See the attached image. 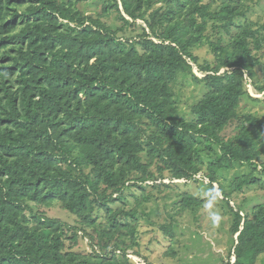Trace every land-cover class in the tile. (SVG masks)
I'll list each match as a JSON object with an SVG mask.
<instances>
[{"label":"trees","instance_id":"16d2710c","mask_svg":"<svg viewBox=\"0 0 264 264\" xmlns=\"http://www.w3.org/2000/svg\"><path fill=\"white\" fill-rule=\"evenodd\" d=\"M121 3L123 10L111 0L103 16L119 13L120 30L130 23L126 15L146 19L158 41L147 34L124 39L100 17L83 14L78 0H0V264H132L122 241L116 248L124 253L83 256L73 249L72 226L38 209L59 202L83 229L99 231L105 249L123 230L135 236L137 208L114 205L128 188L144 190L140 183L154 177V164L182 179L204 168L203 154L214 157L207 175L214 185L217 170L247 163L251 171L233 181V191L264 189L261 118L247 114L236 134L223 135L239 118L245 73L254 76L260 64L255 51L264 47V34L236 22L246 12L231 2L218 11L204 0ZM210 21L227 34L238 29L228 45L223 36L211 39ZM203 44L216 50L219 62L205 68L214 74H194L208 90L192 108L196 119L183 120L174 85L192 70V48ZM222 68L228 70L218 73ZM203 202L186 193L182 206ZM233 212L234 264H257L264 253V202ZM100 213L106 222L98 230ZM163 230L174 234L172 224Z\"/></svg>","mask_w":264,"mask_h":264},{"label":"rangeland","instance_id":"374dc122","mask_svg":"<svg viewBox=\"0 0 264 264\" xmlns=\"http://www.w3.org/2000/svg\"><path fill=\"white\" fill-rule=\"evenodd\" d=\"M110 1L78 0L77 6L83 14L100 17L104 23L117 30L124 39L140 40L144 34H147L158 41L146 19L133 20L124 15L130 23L124 30H120L124 26V21L119 13L112 11L103 16V7ZM119 1L123 10L121 0ZM208 2H214L213 9L216 11L220 10L226 2L242 6L246 15L237 18L236 22L248 23L254 28H259L261 34H264V0H204V3ZM163 4L160 3L150 9L147 17L149 18L154 8ZM237 30L233 27L232 32L227 34L223 29L215 27L212 21L209 24L211 39L217 40L223 36L222 42L225 46ZM215 51L208 44L192 48L193 55L197 57L196 60L187 58L192 70L182 74L174 85L179 117L183 120L196 119L192 108L208 88L202 80L197 81L194 74L203 78L209 73H215L213 70H205L206 67L216 68L219 57ZM231 54L230 49L221 58H228ZM255 54L259 57L260 64L253 71L254 76L245 73L247 94L241 100L239 118L225 129L224 138L232 137L238 132V126L245 121L247 114H253L264 122V47L255 51ZM227 70L228 68H222L218 73H224ZM203 156L206 162L204 168L189 178H173L168 172H159L157 165L154 164L150 168L154 177L140 183L144 190L138 186L126 190L124 199L114 206H121L125 211L137 208L135 239L126 229L118 235L117 239L113 241L107 239L108 247L103 249L99 231L93 228L83 229L84 226L79 223L77 216L65 210L59 202L49 208L40 206L38 211L71 225L72 229L69 232L75 231L78 234V241L73 245V249L83 256L105 255L122 241L128 246L125 253L132 264H228L229 262L234 264L237 234L232 232L235 221L233 211L241 209L242 214L251 212L255 205L264 202V189L251 186L239 192L233 191V181L241 175L250 173L251 168L247 163L217 170L218 179L214 185L211 184L207 175L208 166L214 157L204 154ZM144 160L147 161L145 155ZM259 169L261 170V166ZM186 193L193 194L204 202L200 206L184 208L182 200ZM216 217L218 219H214ZM99 218L101 225L98 223V230L106 222L104 213H100ZM125 220L132 221L128 217ZM133 224L135 225L134 221ZM165 224L173 225V235H168L163 230ZM70 244L71 241L68 240L67 246ZM116 250L118 253H124L123 249L116 248ZM257 264H264V253L259 256Z\"/></svg>","mask_w":264,"mask_h":264},{"label":"crops","instance_id":"0c3cea01","mask_svg":"<svg viewBox=\"0 0 264 264\" xmlns=\"http://www.w3.org/2000/svg\"><path fill=\"white\" fill-rule=\"evenodd\" d=\"M238 234V233H237ZM235 260H236V256L234 257V261L233 262H235Z\"/></svg>","mask_w":264,"mask_h":264},{"label":"clouds","instance_id":"9594fccd","mask_svg":"<svg viewBox=\"0 0 264 264\" xmlns=\"http://www.w3.org/2000/svg\"><path fill=\"white\" fill-rule=\"evenodd\" d=\"M214 219H218V217L214 218Z\"/></svg>","mask_w":264,"mask_h":264},{"label":"water","instance_id":"95a60500","mask_svg":"<svg viewBox=\"0 0 264 264\" xmlns=\"http://www.w3.org/2000/svg\"><path fill=\"white\" fill-rule=\"evenodd\" d=\"M239 234V233H238ZM238 234H237V237H238Z\"/></svg>","mask_w":264,"mask_h":264}]
</instances>
